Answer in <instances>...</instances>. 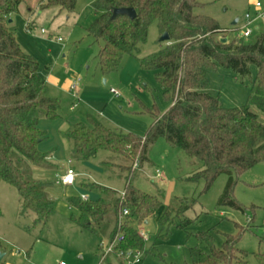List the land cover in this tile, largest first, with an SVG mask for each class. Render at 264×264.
I'll return each instance as SVG.
<instances>
[{
	"label": "trees",
	"instance_id": "obj_1",
	"mask_svg": "<svg viewBox=\"0 0 264 264\" xmlns=\"http://www.w3.org/2000/svg\"><path fill=\"white\" fill-rule=\"evenodd\" d=\"M23 1L0 0V183L15 189L18 215L30 218L35 228L46 224L53 205L46 192L50 183L28 176L29 165L50 166L49 153L38 149L46 132L37 122L40 118L57 119L60 105L48 96L38 62L20 49L7 28V20ZM39 1L41 8L57 6L67 12L75 4V0ZM203 5L198 0H95L92 4L98 13L85 30L101 43L97 61L103 74L116 70L124 54L138 50L152 22H156L159 36L164 32L169 36L162 48L139 59L142 69L154 72L163 97L171 102L164 114L154 115L143 136L115 132L91 116H87L88 123H72L66 132L71 156L76 160H91L103 151L130 163L101 162L104 169L111 164L126 170L122 198H114L109 188L91 183L89 189L110 194V198L68 200L78 212L70 218L76 226L101 240L107 234L106 243L122 234L117 247L124 251L142 250L143 240L132 224L140 223L160 204L156 196L132 184L136 171L147 160L149 145L158 138L196 162L191 180L202 178L205 189L219 174H227L218 204L236 209L239 207L231 198L236 176L264 160V121L252 110L254 107L264 114V28L255 37L229 38L230 31L221 29L213 18L193 12ZM122 7L133 8L135 17L110 19L112 10ZM250 65L256 72L244 105L225 108L205 92L207 74L217 66L243 77L249 74ZM135 161L137 166L133 167ZM23 163L28 167L23 168ZM123 208L127 215L120 221ZM171 210L163 212L161 225L169 220ZM199 236L205 237L209 252L190 248L191 264L244 262L237 259L236 253H245L235 248L232 237L226 236L223 246L215 249L206 233Z\"/></svg>",
	"mask_w": 264,
	"mask_h": 264
},
{
	"label": "rangeland",
	"instance_id": "obj_2",
	"mask_svg": "<svg viewBox=\"0 0 264 264\" xmlns=\"http://www.w3.org/2000/svg\"><path fill=\"white\" fill-rule=\"evenodd\" d=\"M34 1L24 0L6 25L20 49L38 62V73L47 86L48 96L59 101V119L88 123L87 116H91L115 132L143 136L154 115L164 114L171 105L163 97L154 72L142 69L139 64L140 58L167 43L160 41L156 22L150 24L145 42L138 45L136 52L124 54L116 70L103 74L97 61L101 43L85 30L98 13L92 6L95 0H75L71 12L57 6L41 8L40 1L36 0V6ZM198 1L204 5L194 8L193 12L213 18L221 29L230 31L229 38L238 35L246 13L255 14V2L261 3L260 11L264 10V0ZM235 18L241 21L232 26ZM263 28L261 21L254 22L250 25L251 36L255 37ZM255 72V66L250 65L249 74L241 77L230 69L217 66L207 74L205 92L216 97L222 107L242 106L250 93ZM49 75L57 79L56 84L48 79ZM71 83H76L75 89L69 87ZM252 110L264 121L263 113L254 107ZM67 158L71 159L75 174L71 185L59 181ZM54 162L55 167L29 165L28 169L30 178L50 183L48 195L53 205L44 226L33 228L30 218L18 217L19 199L15 189L0 183L3 215L0 218V230L3 231L0 248L7 255L5 260L11 264H31L27 250L34 240L37 247L43 242L60 247L59 261L63 264H90V261L97 264L100 259V242L72 223L71 216H77L78 212L68 200L81 195L92 200L87 187L91 183L111 189L114 198L120 197L126 170L111 164L104 169L101 162L130 163L103 151L94 159L76 160L69 150L57 156ZM22 166L28 167V164ZM197 167L194 160L181 150L171 148L162 138L149 145L147 160L136 171L132 184L156 196L160 204L140 223L132 224L137 232H143L144 239L139 263L125 264H191L190 248L209 252L205 237L199 236L202 232L211 239L215 249L223 246L226 236L235 240V248L245 253L244 256L236 253L237 259L242 258L244 262L232 261L231 264H264V160L236 176L231 198L239 209L218 204L227 174H219L205 189L202 178L191 180ZM157 171L160 176L153 179ZM110 196L106 194L102 198ZM167 208L172 209L170 218L161 225L160 219ZM178 210L181 213H177ZM42 252L44 250L37 249L36 256L40 257Z\"/></svg>",
	"mask_w": 264,
	"mask_h": 264
},
{
	"label": "crops",
	"instance_id": "obj_3",
	"mask_svg": "<svg viewBox=\"0 0 264 264\" xmlns=\"http://www.w3.org/2000/svg\"><path fill=\"white\" fill-rule=\"evenodd\" d=\"M34 2H35L34 3L35 6H36V4L38 5L36 0ZM31 10H32V8H30V11ZM28 11H29V9H28ZM48 79L53 83V85L57 83V79L55 77H53L52 75H49ZM72 123L73 122H70V121H62L61 119H59V117H58V119H55V120H47L44 118H40L37 122L38 128L46 132V138L39 143L38 149L41 152H48L49 153L48 161H49V165L51 167L52 166L55 167L54 161H56L57 156L63 155L65 150L66 151L71 150L69 141H67V139L65 140L64 137H62L61 135L66 136V132L68 131V129ZM70 154H71V152H70ZM67 159H69V158H67ZM67 159H65V162ZM65 165H66V163H64V166ZM71 165H72V163H71ZM50 166H48V167H50ZM46 168H47V166H46ZM88 191L90 193V198L92 197V200H97L98 198H101L103 195L96 189H88ZM46 192L48 195V189ZM85 196L89 200V197L87 195H85ZM48 197H49V195H48ZM49 199L51 200L50 197H49ZM16 215L18 217H20L18 215V205L16 207ZM2 216H3L2 212L0 211V218H2ZM30 222H31V220H30ZM77 229H79L80 231H85V230L79 228L78 226H77ZM2 232L3 231L0 230V238L3 235ZM85 232H87V231H85ZM87 233H89V232H87ZM89 234H91V233H89ZM93 236H95L98 239V242H101V241L106 242L107 234L103 235L102 240L96 235H93ZM34 241H36V240H34ZM34 241L31 243L30 248L27 250V257H28L27 259L31 262V264H63L62 261H59L60 256H61V253H60L61 248L60 247L52 245L51 243H45V242L38 244L39 247H37V244ZM98 247L100 248V244ZM37 249H39L40 251L44 250V253L42 252V255H40V257L36 256V250ZM0 251L3 253V257L1 259V261H4L5 264H11V261L5 260L7 255L4 252V250H2L0 248ZM77 251H78V253H81V250H77ZM125 263H131V262H125L122 258L112 254V255L107 256L102 263L100 262V259H99L97 264H125ZM74 264H78V263H74ZM90 264H91V261H90Z\"/></svg>",
	"mask_w": 264,
	"mask_h": 264
},
{
	"label": "built area",
	"instance_id": "obj_4",
	"mask_svg": "<svg viewBox=\"0 0 264 264\" xmlns=\"http://www.w3.org/2000/svg\"><path fill=\"white\" fill-rule=\"evenodd\" d=\"M261 3L255 2L254 8H255V14L251 16L249 13H246L242 19V21L239 19L238 23L241 21L242 24L240 26V30L238 32V35L240 37L246 38L252 34V31L250 29V25L253 24L256 21H261L264 25V10L260 11L261 9ZM43 29H40V32L43 33ZM60 40V39H58ZM71 89L76 88V83H71L69 86ZM110 92H113L114 94H117V91L110 89ZM65 165L64 173L60 176L59 181L63 185H71L74 182L75 174L74 171L71 168V160L67 159ZM137 166V162L135 161L133 164V167ZM160 176V173L157 171L155 175L153 176V179H158ZM124 196V192L122 191L120 198ZM82 200H87V197L84 195H81L80 197ZM127 215V210L125 208L122 209L119 220L121 221L125 216ZM139 236L141 239H144L143 232L138 231ZM123 236L122 234H117L114 239L110 243H106L101 241L100 242V262L102 263L104 259L109 255H116L120 258H122L125 262H131V263H139V250H122L117 247V245L122 241ZM131 260V261H130Z\"/></svg>",
	"mask_w": 264,
	"mask_h": 264
},
{
	"label": "water",
	"instance_id": "obj_5",
	"mask_svg": "<svg viewBox=\"0 0 264 264\" xmlns=\"http://www.w3.org/2000/svg\"><path fill=\"white\" fill-rule=\"evenodd\" d=\"M118 15H126L129 18L133 19L135 17V10L133 8H130V7L114 8L112 10L110 19H113ZM238 20H239L238 18H235L231 22V25L235 26L238 23ZM8 22H10V20H8ZM160 41H166V42L169 41V36L166 32H164L160 35ZM221 41L226 42V38H222ZM2 257H3V253L0 251V261H1Z\"/></svg>",
	"mask_w": 264,
	"mask_h": 264
}]
</instances>
